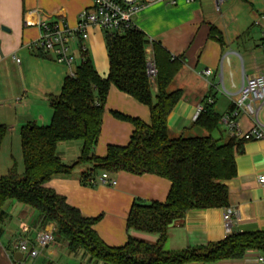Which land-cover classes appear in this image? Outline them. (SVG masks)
<instances>
[{"label":"crops","instance_id":"crops-1","mask_svg":"<svg viewBox=\"0 0 264 264\" xmlns=\"http://www.w3.org/2000/svg\"><path fill=\"white\" fill-rule=\"evenodd\" d=\"M245 1L226 0L225 12L222 7L221 11L216 10L215 0L161 2L143 8L134 16L137 28L181 59L182 66L169 86L171 91H182L167 119L172 137L208 135L206 130L193 125L200 114L198 106L212 97L214 108L224 117L234 108L245 76L264 74V19L258 24L264 13V0H250L251 9L242 6L241 2ZM92 3V0H0V124L8 127L0 151V159L5 154L3 163L0 161V176L14 163L19 169L23 160L22 127L29 123H50L53 110L49 98L61 93L65 79L80 61L76 45L73 52L77 61L72 67L32 49L30 45L38 39L40 30L37 26L25 25V18L32 12L36 16L39 11L55 19H64L70 27H75L80 12L90 8ZM211 26L222 33L223 43L210 38ZM89 33L86 43L89 57L96 70L107 77L110 64L104 33L95 27L90 28ZM150 48L148 45L147 50ZM207 69L209 75L204 73ZM113 112L139 118L145 123L151 121L147 105L111 85L95 147L99 157L106 156L109 145H127L134 131L131 122L115 117ZM239 125L241 131H248L253 125L252 118L242 114ZM212 135L224 139L230 135L222 119ZM81 146V141L61 142L57 152L65 163L73 164L80 156ZM236 166V176L224 181L229 206L187 211L182 222L168 229L163 245L165 251L202 247L232 232L264 230V185L259 182V176L264 175V139L246 141L243 152L236 156ZM85 169L78 166L70 175L55 176L46 186L65 196L83 215L100 216L94 228L107 245L123 246L130 237L156 244L159 233L128 229L127 218L137 200L165 202L171 182L156 174L135 175L120 171L111 174L117 181L114 186H88L80 180ZM3 208L8 217L0 234V264H93L69 253L62 244L39 245L34 239L36 232L54 224L41 226L33 207L7 201ZM227 208L234 211L228 223L225 219ZM18 241L29 244L28 251H20L23 253L21 260L14 258L19 252L14 247ZM261 256L264 257L262 252L251 249L241 259L187 264H264L259 260Z\"/></svg>","mask_w":264,"mask_h":264},{"label":"trees","instance_id":"trees-1","mask_svg":"<svg viewBox=\"0 0 264 264\" xmlns=\"http://www.w3.org/2000/svg\"><path fill=\"white\" fill-rule=\"evenodd\" d=\"M209 36L224 42L214 26ZM104 37L110 64L107 77L96 70L88 49L81 52L84 58L75 66L74 74L65 79L61 93L49 98L53 110L50 123L22 127L23 171L14 163L0 176V234L8 217L3 207L7 201H16L33 207L41 226L54 224L55 243L93 264L210 263L241 259L251 249L264 255V230L232 232L220 241L182 251L163 249L169 225L182 222L187 211L229 206L224 181L236 176V156L243 152L246 141L231 135L226 139L212 135L222 116L207 99L193 125L208 135L172 137L167 119L182 91H171L169 86L182 66L180 57L153 40L157 76L152 81L147 72L150 38L142 30L134 26L124 32L106 31ZM111 85L147 105L151 121L145 123L113 112L115 117L131 122L134 131L127 145H109L106 156L99 157L95 147ZM7 132L8 127L0 124V151ZM66 141L82 142L80 156L73 164L65 163L57 152L58 144ZM78 166L86 167L80 180L88 186H95L89 179L103 171L150 173L168 179L171 188L165 202L137 200L127 218L128 229L159 233V241L152 245L130 237L123 246L107 245L94 228L100 216L83 215L65 196L46 186L53 177L70 175Z\"/></svg>","mask_w":264,"mask_h":264},{"label":"built area","instance_id":"built-area-1","mask_svg":"<svg viewBox=\"0 0 264 264\" xmlns=\"http://www.w3.org/2000/svg\"><path fill=\"white\" fill-rule=\"evenodd\" d=\"M92 6L82 10L78 16V24L70 27L64 19H55L49 15H44L36 11L25 18V25L37 26L40 30L38 39L31 43L30 47L41 54L50 55L58 63H63L72 67L77 57L73 52V46L76 45L79 54V60L84 56L80 53L86 51L87 41L90 37V28H99L104 32L125 30L135 26L134 16L143 8L156 3L175 4L176 0H92ZM188 3L196 0H186ZM226 0H215V8L221 11L222 5ZM264 19V13L261 15L258 24ZM153 40L150 38V50H147V72L152 81L157 76V66L152 46ZM226 54L223 57L227 56ZM19 62L20 59H17ZM210 74L207 69L204 72ZM74 74V69L71 70ZM209 103H214V99L209 97ZM199 112L204 110V104L198 106ZM248 115L252 118L253 125L248 131H241L239 117ZM264 74H255L245 76L243 83L238 91L234 101V108L222 117L226 123L231 136L245 141L263 140L264 139ZM259 182L264 185V175L259 176ZM91 185H108L114 186L117 181L107 171H103L97 178H90ZM234 211L232 208L226 209L225 219L227 223L231 220ZM55 226L44 228L35 234V241L42 247L51 245L54 241ZM14 247L19 251H28L29 244L27 241H18ZM264 261V257L259 258Z\"/></svg>","mask_w":264,"mask_h":264},{"label":"rangeland","instance_id":"rangeland-1","mask_svg":"<svg viewBox=\"0 0 264 264\" xmlns=\"http://www.w3.org/2000/svg\"><path fill=\"white\" fill-rule=\"evenodd\" d=\"M244 1H245V0H244ZM249 1H250V0H246L245 2H241V3H242V6L244 5V7L251 9L250 6H249V3H248ZM252 1L256 2L257 0H252ZM258 1H262V0H258ZM222 9H223V11H224V7H223V5H222ZM224 12H225V11H224ZM232 12H233V13H232L233 15L236 14V13H235L236 11H234V9H233ZM241 15H242V14H241ZM241 15H240V16H241ZM15 150H17V149L14 148V151H15ZM18 151H19V148H18ZM4 159H5V154H2L0 161L3 163ZM1 162H0V163H1ZM23 168H24V166H23V160H21V161H20V167H19V169H20V170H23ZM53 243H55V241H54ZM100 264H101V263H100Z\"/></svg>","mask_w":264,"mask_h":264},{"label":"water","instance_id":"water-1","mask_svg":"<svg viewBox=\"0 0 264 264\" xmlns=\"http://www.w3.org/2000/svg\"><path fill=\"white\" fill-rule=\"evenodd\" d=\"M176 223H177L176 221H173V222L169 225V227H173ZM22 256H23V253L19 251V252H16V253H15L14 258H15L16 260H21Z\"/></svg>","mask_w":264,"mask_h":264}]
</instances>
